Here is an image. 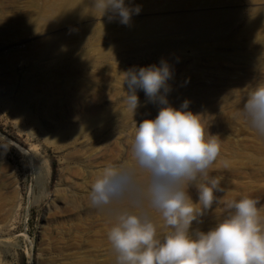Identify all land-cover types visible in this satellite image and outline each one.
<instances>
[{
    "label": "rangeland",
    "instance_id": "rangeland-1",
    "mask_svg": "<svg viewBox=\"0 0 264 264\" xmlns=\"http://www.w3.org/2000/svg\"><path fill=\"white\" fill-rule=\"evenodd\" d=\"M65 1L0 0V145L7 149L0 148V264H116L107 236L122 210L147 211L160 236L169 230L147 202L100 210L89 201L105 167L134 163L136 128L163 106L137 89L139 106L129 109L124 73L162 59L172 70L168 103L189 101L220 141L210 173L221 179L220 202L190 231L214 228L226 202L243 196L258 199L264 217V134L244 112L264 84V0H124L140 7L127 25L86 0L79 20L57 26L72 4H51ZM226 11L220 39L163 29L193 13ZM187 191L197 202L195 184Z\"/></svg>",
    "mask_w": 264,
    "mask_h": 264
},
{
    "label": "clouds",
    "instance_id": "clouds-1",
    "mask_svg": "<svg viewBox=\"0 0 264 264\" xmlns=\"http://www.w3.org/2000/svg\"><path fill=\"white\" fill-rule=\"evenodd\" d=\"M94 8L111 11L120 23L129 24L133 10L124 0H94ZM128 92L126 104L133 112L139 106L137 89L152 102H159L158 115L145 119L136 128L131 145L132 165H109L95 178L89 191L90 205L110 209L126 203L143 209L145 202L160 213L169 229L158 235L147 211L122 210L108 231V241L116 253V264H264V217L258 199L243 196L226 202V212L207 232L190 231L223 191L221 179L210 175L220 153L217 136L206 131L203 116L188 110L185 100L172 107L166 94L172 70L166 60L160 65L130 69L124 73ZM163 89V93L161 90ZM244 112L255 130L264 134V84L248 96ZM6 152L7 149L0 145ZM146 174V180L140 174ZM195 184L198 201L187 188Z\"/></svg>",
    "mask_w": 264,
    "mask_h": 264
},
{
    "label": "bare ground",
    "instance_id": "bare-ground-1",
    "mask_svg": "<svg viewBox=\"0 0 264 264\" xmlns=\"http://www.w3.org/2000/svg\"><path fill=\"white\" fill-rule=\"evenodd\" d=\"M86 3H87L86 0H69V2L65 1L64 3L62 2L61 4L57 3L59 4V8L55 3H52L51 6L53 7V9H57V10H63L65 9V7L72 4L69 10L70 15L65 18L63 17L59 18L54 24L57 26H62L72 21L79 20L77 18L80 15V9L82 8V6H85ZM46 6L50 7L49 3H47ZM71 10H73V14H74L73 16L71 15ZM223 21H225L224 24H227V11L224 13H204V12L199 14L193 13L186 16L183 19L180 20L178 19L173 24L172 28L163 27V29L168 32L174 31L181 34H185L186 38L193 35L197 39H201V40L220 39L223 37V35H225L223 32ZM42 23L43 24L40 26V28L43 29L45 27V20H43ZM159 47L161 46L159 45Z\"/></svg>",
    "mask_w": 264,
    "mask_h": 264
},
{
    "label": "trees",
    "instance_id": "trees-1",
    "mask_svg": "<svg viewBox=\"0 0 264 264\" xmlns=\"http://www.w3.org/2000/svg\"><path fill=\"white\" fill-rule=\"evenodd\" d=\"M53 170H54V166H53Z\"/></svg>",
    "mask_w": 264,
    "mask_h": 264
}]
</instances>
